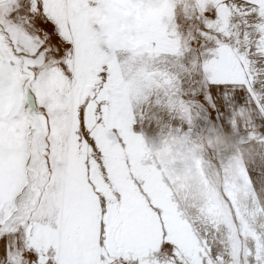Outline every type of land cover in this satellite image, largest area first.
Segmentation results:
<instances>
[{"label": "snow or ice", "instance_id": "6c2138e0", "mask_svg": "<svg viewBox=\"0 0 264 264\" xmlns=\"http://www.w3.org/2000/svg\"><path fill=\"white\" fill-rule=\"evenodd\" d=\"M209 127L252 145L259 202L264 0H0V264H264V217L181 187Z\"/></svg>", "mask_w": 264, "mask_h": 264}, {"label": "rangeland", "instance_id": "374dc122", "mask_svg": "<svg viewBox=\"0 0 264 264\" xmlns=\"http://www.w3.org/2000/svg\"><path fill=\"white\" fill-rule=\"evenodd\" d=\"M48 87L51 91L54 84H49ZM14 99V89L9 87L6 92V107L10 108ZM238 116L245 119L247 112L242 110ZM153 153L160 163L169 162L172 158V146L159 140L153 146ZM210 155L218 158L211 167L207 160ZM181 160L184 164L183 175L180 177L181 187L191 189L195 199L207 204L208 210L218 220L230 224L232 209L237 215L244 209L249 219L257 214L264 217V185H261L259 176L253 174L257 190L261 192L260 201L256 202L248 173L245 172V165L251 171L252 162H258L257 153L252 145L239 141L234 131L222 127L198 130L187 140L186 152Z\"/></svg>", "mask_w": 264, "mask_h": 264}]
</instances>
